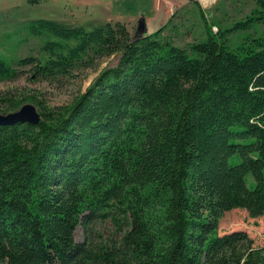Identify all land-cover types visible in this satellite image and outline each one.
<instances>
[{"label":"trees","instance_id":"trees-1","mask_svg":"<svg viewBox=\"0 0 264 264\" xmlns=\"http://www.w3.org/2000/svg\"><path fill=\"white\" fill-rule=\"evenodd\" d=\"M189 47L122 20L87 28L30 20L46 37L39 79L118 56L67 105L34 103L38 124L0 125V264H264L246 230L220 233L225 211L264 214V0ZM21 69L0 57V77ZM82 226L84 237L76 240Z\"/></svg>","mask_w":264,"mask_h":264},{"label":"rangeland","instance_id":"rangeland-1","mask_svg":"<svg viewBox=\"0 0 264 264\" xmlns=\"http://www.w3.org/2000/svg\"><path fill=\"white\" fill-rule=\"evenodd\" d=\"M187 1L186 4H175L171 8L169 21L161 30L162 37L180 47H189L194 42L204 40L208 35V28L218 32L232 26L236 21L251 15L258 7L256 0ZM152 2L153 0H0V57L21 69L14 78L0 77V95L8 98L35 95L50 106L67 105L90 86L105 66L117 62V55L103 57L96 60L94 66L80 67L72 75L51 80L39 79L31 66L17 65V61L23 57L45 58L42 45L47 38L28 33L27 24L30 20L47 18L66 26L87 28L107 21L122 20L132 33H136L139 21L152 17L155 11ZM157 30L158 28L155 31ZM263 30L262 24H256L247 30L233 31L228 34L227 42L231 48H237L246 34L260 35ZM4 108V101L0 100V113H7L3 111ZM233 230H246L256 244H264V214L252 217L243 208L225 211L219 220V231L224 233ZM83 237V228L79 226L76 240L82 241Z\"/></svg>","mask_w":264,"mask_h":264},{"label":"water","instance_id":"water-1","mask_svg":"<svg viewBox=\"0 0 264 264\" xmlns=\"http://www.w3.org/2000/svg\"><path fill=\"white\" fill-rule=\"evenodd\" d=\"M147 33L145 21H139L136 34L143 35ZM41 121V114L38 107L31 102L25 103L14 111L0 113V125H14L19 122H29L38 124Z\"/></svg>","mask_w":264,"mask_h":264},{"label":"crops","instance_id":"crops-1","mask_svg":"<svg viewBox=\"0 0 264 264\" xmlns=\"http://www.w3.org/2000/svg\"><path fill=\"white\" fill-rule=\"evenodd\" d=\"M187 2V0H153L152 3L155 7V11L152 17L143 18L147 33H153L157 28H161L169 21L171 8H173L175 4H186Z\"/></svg>","mask_w":264,"mask_h":264}]
</instances>
